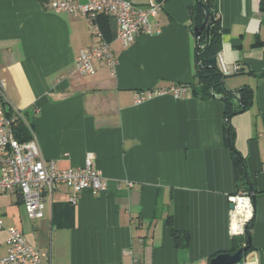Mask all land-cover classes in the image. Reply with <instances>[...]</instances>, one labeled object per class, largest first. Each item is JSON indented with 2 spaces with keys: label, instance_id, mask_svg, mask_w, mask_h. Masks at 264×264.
Returning a JSON list of instances; mask_svg holds the SVG:
<instances>
[{
  "label": "crops",
  "instance_id": "1",
  "mask_svg": "<svg viewBox=\"0 0 264 264\" xmlns=\"http://www.w3.org/2000/svg\"><path fill=\"white\" fill-rule=\"evenodd\" d=\"M160 1L152 32L130 45L117 38L111 16L107 33L117 64L112 69L98 60L85 75L76 61L96 44L92 20L44 0H0V81L8 112L26 114L43 158L62 168L90 158L107 182L76 200L62 186L38 218L28 216L17 192L0 194L8 200L0 203L4 225L49 251L46 264H210L230 247L231 196L238 188L226 105L194 92L199 38L189 8L196 0ZM217 1L224 30L217 66L229 89H254L252 105L230 124L256 190L247 264H264L263 0ZM149 91L155 93L137 100ZM170 214L177 229L189 232L187 247L176 245ZM7 237L0 229V257Z\"/></svg>",
  "mask_w": 264,
  "mask_h": 264
},
{
  "label": "built area",
  "instance_id": "2",
  "mask_svg": "<svg viewBox=\"0 0 264 264\" xmlns=\"http://www.w3.org/2000/svg\"><path fill=\"white\" fill-rule=\"evenodd\" d=\"M56 11H65L74 15H83L93 22V35L96 44L84 48L77 56V71L91 74L95 70L96 61H105L114 69L117 57L111 42L101 29L98 18L102 14L112 16L116 20V36L125 45H130L142 33L152 32V19L162 7L160 0H149L141 5L136 0H44ZM178 93L181 87H173ZM155 92H143L138 101L151 97ZM7 97L4 84L0 81V194L17 192L31 218L43 215L45 200L62 186L71 188V200H76L80 193L90 188L100 192L106 187V178L98 170L92 160L87 158L79 167L62 168L55 160H47L41 156L39 146L33 136L32 127L26 114L20 110L7 112ZM22 120L30 126L32 137L22 140L16 133L15 123ZM252 194L238 192L231 196L233 207L230 209V232L232 235L244 234L247 223L254 216ZM248 199L251 204L249 215L240 214V200ZM0 229H5L7 252L0 257V264H46L49 251H43L33 245L22 230L16 226H5L0 215ZM51 264V263H49Z\"/></svg>",
  "mask_w": 264,
  "mask_h": 264
},
{
  "label": "trees",
  "instance_id": "3",
  "mask_svg": "<svg viewBox=\"0 0 264 264\" xmlns=\"http://www.w3.org/2000/svg\"><path fill=\"white\" fill-rule=\"evenodd\" d=\"M201 3H203L213 13V18L211 19L208 27L203 26L204 17L201 11ZM262 8L264 9V0L262 1ZM189 9L192 19V29L194 30L196 27L199 28L202 26L201 35L200 37H198L199 39L196 54L197 71L195 74V82L193 83L194 92L196 94H200L202 97L207 98H211L213 96H216L217 94L220 95V98L225 102V115L227 117V123L229 125V137L227 140L232 160L237 170L238 192L243 191L245 193L252 194V192H255L256 190L253 188V186H250L249 177L247 176L248 171L246 160L234 145V131L230 124V118L234 114L240 113L241 111H244L250 105H252L254 101V89L249 85H244L236 90L229 89L225 85V75L222 73L219 66H217V63L209 62L210 57L218 55V51H220L221 48V37L224 32L219 16L218 1L196 0ZM98 22L100 23L105 38L110 41V37L108 36L107 31L108 28L111 29V23H114V19L108 15L104 19L98 18ZM115 29L117 30L116 27ZM235 96L239 98V102L234 100ZM12 112L13 111H9L8 114ZM15 129L17 135L22 140L30 139L32 137L30 126H28L27 123L22 120H19L15 123ZM246 183H249L248 187H244ZM254 221L255 217L253 216L247 223L244 232H248L251 235ZM167 222L170 226L171 233L175 239L176 245L179 247H187L190 243V234H188L189 232L185 230H179L175 227L172 214L168 216ZM244 242L245 233L234 236L227 251L235 252L241 247V245L244 244ZM247 253L248 251L245 252L244 255H246Z\"/></svg>",
  "mask_w": 264,
  "mask_h": 264
},
{
  "label": "water",
  "instance_id": "4",
  "mask_svg": "<svg viewBox=\"0 0 264 264\" xmlns=\"http://www.w3.org/2000/svg\"><path fill=\"white\" fill-rule=\"evenodd\" d=\"M202 5V15L204 17V22H203V26H207L209 25L211 19L213 18V13L203 4ZM201 30H202V26L201 27H196L194 29L195 34L197 37H200L201 35ZM209 62L211 63H217V56H212L209 58ZM217 97H220V95H217ZM252 201L253 203H255L256 200V195L255 192H252ZM231 207H233V203L231 204ZM252 246V238L250 233L245 232V242L243 245H241V247L236 250L235 252H231V251H223L220 252L218 254H216L215 256L211 257L210 264H247V256L244 255L245 252L249 251V249Z\"/></svg>",
  "mask_w": 264,
  "mask_h": 264
},
{
  "label": "bare ground",
  "instance_id": "5",
  "mask_svg": "<svg viewBox=\"0 0 264 264\" xmlns=\"http://www.w3.org/2000/svg\"><path fill=\"white\" fill-rule=\"evenodd\" d=\"M240 205H241L240 214L249 215V212L251 211L250 201L248 199H241Z\"/></svg>",
  "mask_w": 264,
  "mask_h": 264
},
{
  "label": "rangeland",
  "instance_id": "6",
  "mask_svg": "<svg viewBox=\"0 0 264 264\" xmlns=\"http://www.w3.org/2000/svg\"><path fill=\"white\" fill-rule=\"evenodd\" d=\"M5 201V205H7L6 204V202L8 201L7 199H6V197H1L0 198V203H2V202H4ZM6 207V206H5ZM3 208H4V206H3Z\"/></svg>",
  "mask_w": 264,
  "mask_h": 264
}]
</instances>
